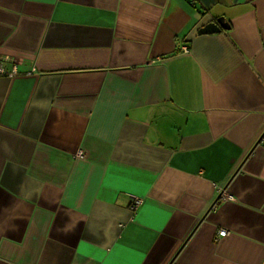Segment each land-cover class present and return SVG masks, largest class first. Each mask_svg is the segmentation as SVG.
I'll return each mask as SVG.
<instances>
[{
    "label": "crops",
    "instance_id": "1",
    "mask_svg": "<svg viewBox=\"0 0 264 264\" xmlns=\"http://www.w3.org/2000/svg\"><path fill=\"white\" fill-rule=\"evenodd\" d=\"M0 56V264H264V0H0Z\"/></svg>",
    "mask_w": 264,
    "mask_h": 264
},
{
    "label": "built area",
    "instance_id": "2",
    "mask_svg": "<svg viewBox=\"0 0 264 264\" xmlns=\"http://www.w3.org/2000/svg\"><path fill=\"white\" fill-rule=\"evenodd\" d=\"M184 49L187 50V47H184ZM16 74H17L16 66L15 65L8 66L6 61L4 60V58L0 56V75L14 76ZM259 142L264 145V132H263ZM78 155L83 156V153L81 151H79ZM221 195H222V197H225V198L226 197L229 199L233 198V196L230 195L229 193H227L226 190H223ZM141 202H142V200L140 198L134 199L131 203V208L133 210H135L141 204ZM219 234L224 236L227 234V230H225V229L220 230Z\"/></svg>",
    "mask_w": 264,
    "mask_h": 264
},
{
    "label": "water",
    "instance_id": "3",
    "mask_svg": "<svg viewBox=\"0 0 264 264\" xmlns=\"http://www.w3.org/2000/svg\"><path fill=\"white\" fill-rule=\"evenodd\" d=\"M228 21L223 17L217 18L215 21H211L199 29V33H214L219 32L221 29H229Z\"/></svg>",
    "mask_w": 264,
    "mask_h": 264
}]
</instances>
